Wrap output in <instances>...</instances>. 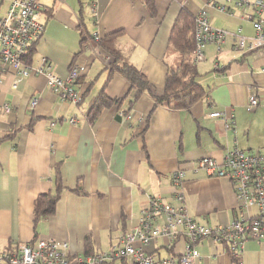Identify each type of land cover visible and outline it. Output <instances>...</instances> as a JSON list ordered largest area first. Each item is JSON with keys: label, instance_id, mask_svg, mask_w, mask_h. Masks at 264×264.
<instances>
[{"label": "crops", "instance_id": "0c3cea01", "mask_svg": "<svg viewBox=\"0 0 264 264\" xmlns=\"http://www.w3.org/2000/svg\"><path fill=\"white\" fill-rule=\"evenodd\" d=\"M38 1L43 31L27 65L62 77L71 66L81 67L71 85L79 101L55 92L45 73H29L15 88V72L3 74L0 250L43 238L65 241L71 254L108 251L139 225L150 198L175 203L173 178L180 170L182 204L195 222L223 225L256 212L255 207L238 206L227 178L210 176L197 165L203 156L222 161L233 148L264 149V47L246 51L237 46L238 28L246 38L254 35L237 0H152L153 11L145 0ZM9 2L0 1V15ZM183 8L193 17L204 10L212 26L231 34L207 43L203 60H193L202 97L172 109L156 103L154 96L164 91L175 56L169 36ZM106 44L149 81L150 91L132 103L135 89L130 90L124 75L110 71L114 57ZM101 93L122 100L90 119L91 105ZM251 94L258 99L256 107L248 104ZM32 99L36 104L30 107ZM214 111L223 117L210 116ZM56 166L65 188L55 213L34 229V200L53 188ZM157 221L163 222L162 214ZM166 241L160 237L144 248L160 260L185 249L184 232L169 246ZM195 248V264H264V243L254 239L243 243L239 259L211 237L198 240Z\"/></svg>", "mask_w": 264, "mask_h": 264}, {"label": "built area", "instance_id": "2783aa9c", "mask_svg": "<svg viewBox=\"0 0 264 264\" xmlns=\"http://www.w3.org/2000/svg\"><path fill=\"white\" fill-rule=\"evenodd\" d=\"M1 1V0H0ZM254 29V35L246 38L240 28L234 34L237 46L246 51H255L264 47V0H237ZM215 6V5H213ZM224 10V6H218ZM42 6L38 0H10L0 15V83L4 73L14 71L12 86L29 73H45L47 84L60 93L64 99L79 101V93L71 85L82 69L71 66L67 76L62 77L44 71L42 66L29 67L25 64L26 55L36 46L43 31L40 21ZM193 60H203L202 49L207 43L221 42L231 34L228 30L216 28L210 24L204 10L194 16ZM264 71V68H263ZM36 104L32 99L30 107ZM248 104L256 107L255 94L248 97ZM213 117H223L218 111L210 113ZM73 119H70L72 121ZM210 176L225 177L232 184L240 208L255 207L251 215L231 219L227 224L208 226L195 222L183 207V192L180 189L184 171H178L174 178L175 203L160 198H150L148 206L142 210L139 225L125 233L118 244L108 251L94 254H71L65 241L38 238L34 242L19 243L0 250V264H195L199 252L195 248L198 240L211 237L224 243L229 255L239 259L243 243L248 239L264 243V149L244 151L233 148L225 152L222 161L209 156L201 157L197 162ZM163 215L159 223L158 216ZM184 232L185 249L180 254H171L164 260L146 251L145 245L162 237L169 246L175 235Z\"/></svg>", "mask_w": 264, "mask_h": 264}, {"label": "trees", "instance_id": "16d2710c", "mask_svg": "<svg viewBox=\"0 0 264 264\" xmlns=\"http://www.w3.org/2000/svg\"><path fill=\"white\" fill-rule=\"evenodd\" d=\"M145 3L151 11L154 10V3L152 0H145ZM194 28V17L186 9H181L169 36V45L172 52L175 53V56L167 67L163 93L154 96L156 103L163 104L172 109H180L190 106L202 97L204 91L194 80L197 74L195 63L192 59V51L195 45ZM105 46L114 57L110 71L116 70L124 75L131 83L130 90L135 89L130 103L136 100L143 91H150L149 81L145 75L135 65L130 63L118 49L116 50L114 46L111 47L107 44ZM33 53L34 48L26 55V64L31 62ZM121 100L122 98H110L101 93L92 103L88 116L90 119H94L95 115L102 109L113 104H119ZM54 176L55 182L53 188L46 193L37 195L34 200V229L39 220L55 213L56 204L60 198L61 192L65 188L61 182L58 166L54 168Z\"/></svg>", "mask_w": 264, "mask_h": 264}, {"label": "rangeland", "instance_id": "374dc122", "mask_svg": "<svg viewBox=\"0 0 264 264\" xmlns=\"http://www.w3.org/2000/svg\"><path fill=\"white\" fill-rule=\"evenodd\" d=\"M4 5H6V3L4 2ZM2 11H3V9H1V12H0V14L2 13Z\"/></svg>", "mask_w": 264, "mask_h": 264}]
</instances>
